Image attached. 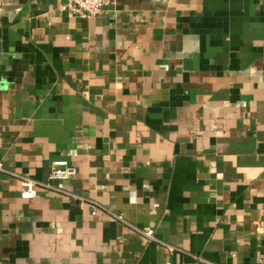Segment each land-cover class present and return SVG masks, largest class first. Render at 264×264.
Returning <instances> with one entry per match:
<instances>
[{
    "label": "crops",
    "instance_id": "obj_1",
    "mask_svg": "<svg viewBox=\"0 0 264 264\" xmlns=\"http://www.w3.org/2000/svg\"><path fill=\"white\" fill-rule=\"evenodd\" d=\"M65 1L0 0V264H264V0Z\"/></svg>",
    "mask_w": 264,
    "mask_h": 264
},
{
    "label": "built area",
    "instance_id": "obj_2",
    "mask_svg": "<svg viewBox=\"0 0 264 264\" xmlns=\"http://www.w3.org/2000/svg\"><path fill=\"white\" fill-rule=\"evenodd\" d=\"M117 5V0H66L63 4L60 5V9L65 11L71 17H80L84 19H90L93 17L101 16L106 11L114 10ZM0 171L14 174L13 172L8 171L3 162L0 160ZM78 173L76 166L71 164L68 159L61 158L54 160L51 165L50 176L47 181L37 180L25 175H17L22 182L21 195L24 198H33L38 194L40 188H46L56 192H64L70 195V192L65 190L60 185H57L56 181H64L74 178ZM83 199V198H82ZM90 201L95 207V213L99 208H104L101 204L96 201ZM119 219L123 220L121 215H116ZM137 230L146 236L148 239L153 241H159L156 237V232L153 228H137ZM169 250L173 251L176 248L170 245H166ZM196 260L205 261L200 256H194ZM170 264V263H168Z\"/></svg>",
    "mask_w": 264,
    "mask_h": 264
}]
</instances>
